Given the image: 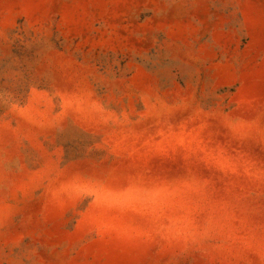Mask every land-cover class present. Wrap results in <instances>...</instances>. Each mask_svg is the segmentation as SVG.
I'll return each instance as SVG.
<instances>
[{
  "label": "rangeland",
  "instance_id": "rangeland-1",
  "mask_svg": "<svg viewBox=\"0 0 264 264\" xmlns=\"http://www.w3.org/2000/svg\"><path fill=\"white\" fill-rule=\"evenodd\" d=\"M0 264H264V0H0Z\"/></svg>",
  "mask_w": 264,
  "mask_h": 264
}]
</instances>
